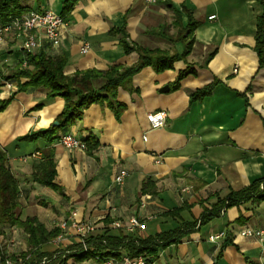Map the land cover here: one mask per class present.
<instances>
[{
	"label": "crops",
	"instance_id": "0c3cea01",
	"mask_svg": "<svg viewBox=\"0 0 264 264\" xmlns=\"http://www.w3.org/2000/svg\"><path fill=\"white\" fill-rule=\"evenodd\" d=\"M62 1L20 4L59 14ZM261 11L256 0H76L58 46L42 39L37 51L63 58V75L134 66L138 55L125 54L121 32L132 45L181 56L159 72L145 66L118 87L115 101L123 106L118 115L107 101L93 103L58 132L87 143L84 151L65 149L58 139L20 140L49 128L64 100L50 98L40 88L17 91L13 83L12 89L6 88L10 81L4 78L24 59L20 43L8 36L0 44V101L10 98L0 112V151L18 183V219L33 218L51 230L74 211L100 235L109 229L107 222L136 217L145 222V229L121 233L147 238L198 221L205 210L217 208V217L159 249L151 264H264V241L239 234L264 229V201L223 204L229 193L264 179V65L254 49ZM84 43L89 50L81 54ZM183 71L187 74L171 89ZM100 80L93 81V88L100 87ZM210 85L209 95L190 100V94ZM164 87L169 90L160 93ZM157 110L166 112L165 125L151 130L146 115ZM35 152L40 159L31 158ZM49 152L55 161L56 189L32 177ZM120 171L127 172L122 185L114 182ZM11 229L19 241L14 253L32 254L31 264L57 250L50 243L31 248L29 234L17 226L5 228L0 238H7ZM219 232H224L222 238L208 240ZM77 243L67 230L59 249L73 254ZM66 264L100 262L69 257Z\"/></svg>",
	"mask_w": 264,
	"mask_h": 264
},
{
	"label": "trees",
	"instance_id": "16d2710c",
	"mask_svg": "<svg viewBox=\"0 0 264 264\" xmlns=\"http://www.w3.org/2000/svg\"><path fill=\"white\" fill-rule=\"evenodd\" d=\"M21 0H0V23L8 21L9 17L20 14L26 8L21 6ZM76 0H63L61 5L60 16L66 17L72 10ZM262 11L257 17L256 34H255V51L259 58L260 66L264 65V0H256ZM189 25H192L191 23ZM125 54L135 52L138 55L137 63L129 68L112 67L105 73L86 72L83 74H75L71 77L63 75L65 60L63 58L51 59L43 52H35L24 57L27 66L21 68V63L14 74L4 78L17 87V91L30 89H44L50 98L61 97L64 100V107L55 122L56 127L51 125L49 128L40 130L34 135L24 136L20 140H33L35 138L45 139L53 142L59 139V131L64 129L68 124L78 119L84 108L93 103L107 101V104L114 108L116 114L123 107L115 101L117 88L120 87L133 74L137 73L145 66H153L157 72L167 68H171L172 63L179 57L177 54H170L165 50L145 49L130 44L127 41L125 33L121 32L119 40ZM121 69V71L119 70ZM187 71L180 72L176 82L171 89H175ZM21 79L27 82L21 83ZM101 79V80H100ZM100 80L101 85L95 89L92 86L93 81ZM212 85L205 87L190 94V100L200 99L210 94ZM10 98L0 101V112L9 104ZM87 139L85 142H88ZM87 149V143H85ZM33 180L40 185L56 189L53 180L55 178V161L53 154L49 152L43 157L42 162L36 166L32 175ZM263 184L262 189L260 185ZM19 188L17 180L11 174L7 166V158L4 152L0 151V234L3 230L10 226L22 228L29 234L28 244L31 248L39 245L48 244L53 240L60 231L54 227L46 230L35 219L28 218L25 221L18 219L16 211L20 208ZM252 200L255 203L264 201V179L252 183L247 188L238 192H231L225 198L224 202H219V206L223 203L227 206L239 204ZM217 208L205 210L198 221L190 224H182L174 230L162 232L155 236L147 238L131 237L118 232L116 235L108 234V230L100 235H91L86 240L88 249L86 251L80 248V245L74 247L71 254L68 252L64 258L58 256L52 259L53 255L47 258L50 264H65L69 257H75L78 260L92 258L100 261L102 258L119 259L123 254L129 256H142L146 264H151L157 257L159 249L170 244L177 243L185 235L195 227H199L210 221L218 215ZM110 223V222H107ZM73 250V249H72ZM66 251V250H65ZM49 264V263H48Z\"/></svg>",
	"mask_w": 264,
	"mask_h": 264
},
{
	"label": "built area",
	"instance_id": "2783aa9c",
	"mask_svg": "<svg viewBox=\"0 0 264 264\" xmlns=\"http://www.w3.org/2000/svg\"><path fill=\"white\" fill-rule=\"evenodd\" d=\"M146 4H155L157 0H144ZM215 16H210L208 19L212 20ZM67 27V21L64 17L56 14L50 10L35 11L30 8H24L20 14L9 17L8 21L0 23V44H2L8 36L20 43V49L24 57L28 54H34L42 48V39L51 46L57 47L60 41V35L62 30ZM89 50V45L84 43L81 48V54H86ZM27 66L26 61L23 59L21 62V68ZM7 89H12L11 83H5ZM166 112L163 110H157L146 115V121L148 127L151 130L162 128L165 125ZM142 139L145 141L146 137ZM59 145L68 150H86V146L83 142L79 141L73 135H64L58 139ZM39 152L31 154V158L40 159ZM127 177L126 171H120L115 177L114 182L118 185H122L124 179ZM263 184L260 185L262 189ZM20 197V194H18ZM60 233L51 240L50 244L56 247V251L52 256V259H56L58 256L64 258V255L68 254L67 251L59 249L62 241L64 240V233L67 230H71L80 248L86 251L89 247L86 240L89 236L95 234V226L89 222L79 221L76 218V212H71L67 220H63L55 224ZM110 230L117 232H124L125 234H135L142 232L145 229V222L140 221L136 217H130L127 221H111L108 225ZM240 236L245 238H253L258 242L264 241V229L251 230L243 229L239 232ZM224 236V232L217 234H211L208 237L210 242H214ZM19 246V241L15 230L11 229L7 238H0V264H31L32 254H19L14 253L15 249ZM49 262L47 257H43L40 262L33 264H46ZM100 264H146L142 256H129L123 254L119 259L108 257L102 258ZM66 264V263H65Z\"/></svg>",
	"mask_w": 264,
	"mask_h": 264
},
{
	"label": "water",
	"instance_id": "95a60500",
	"mask_svg": "<svg viewBox=\"0 0 264 264\" xmlns=\"http://www.w3.org/2000/svg\"><path fill=\"white\" fill-rule=\"evenodd\" d=\"M168 90H169L168 87H164L163 89L159 90V92H160V93H165V92H167ZM52 125H53L54 127H56V126L58 125V123H57V122H54Z\"/></svg>",
	"mask_w": 264,
	"mask_h": 264
},
{
	"label": "rangeland",
	"instance_id": "374dc122",
	"mask_svg": "<svg viewBox=\"0 0 264 264\" xmlns=\"http://www.w3.org/2000/svg\"><path fill=\"white\" fill-rule=\"evenodd\" d=\"M21 198L19 197V200H20ZM16 213L17 214H19L20 213V208L16 211ZM66 256V255H65Z\"/></svg>",
	"mask_w": 264,
	"mask_h": 264
}]
</instances>
